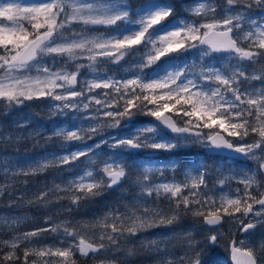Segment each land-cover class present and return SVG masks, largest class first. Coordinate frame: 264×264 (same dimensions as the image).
<instances>
[{"label": "snow or ice", "instance_id": "6c2138e0", "mask_svg": "<svg viewBox=\"0 0 264 264\" xmlns=\"http://www.w3.org/2000/svg\"><path fill=\"white\" fill-rule=\"evenodd\" d=\"M32 101L47 107L49 132L24 135L26 115L13 122L18 133L0 128V143L43 136L55 150L0 161L9 206L67 200L60 212L70 215L133 172L135 190L91 219L45 215L44 226L19 231L26 217L0 216V264H78L77 254L124 264L122 241L188 216L201 239L192 227L142 239L156 264H264V0H0V108L7 116ZM193 147L233 163L154 155ZM49 169L51 187L29 198L25 179L17 194L15 178ZM225 218L242 237L232 233L227 256ZM170 239L186 250L177 256Z\"/></svg>", "mask_w": 264, "mask_h": 264}, {"label": "rangeland", "instance_id": "374dc122", "mask_svg": "<svg viewBox=\"0 0 264 264\" xmlns=\"http://www.w3.org/2000/svg\"><path fill=\"white\" fill-rule=\"evenodd\" d=\"M180 1V0H179ZM188 2V0H187ZM185 2L184 4H186ZM183 9V6L181 7ZM74 27H79V26H74ZM26 115H30L32 117L31 124L27 127L26 131L23 133L24 135H27L28 132H40L47 134L49 130L51 129L52 121L49 119V112L47 107L45 106L44 103L40 101H32V102H26L24 106H21L19 109H13L10 111V114L5 116L3 114V109L0 108V128H4L7 132H19L20 130L15 129L14 126V121H16L18 118H22ZM60 118H52V120H57ZM141 120L144 119H149L145 117H141ZM21 122H24L21 119ZM2 146H0V161L4 160H15L18 158H24V157H30L33 159L37 158H42L45 156V154L50 153L55 150V146L51 144H47L43 138V136H36L32 139H26L22 140L19 143H1ZM192 149V155L193 157L190 158V160H206L210 157H213V160L208 162L210 165L215 163L217 166H222L225 163L228 165H232V161H223L219 160L216 158L217 156H209L207 155L203 149L198 148V147H193L189 149H180L177 150L179 151H186V150H191ZM166 156L161 155L160 153L154 154L159 162H167L169 159H174L179 161L177 157H174L172 154L166 153ZM209 161V160H208ZM182 162V161H180ZM184 164H187L188 162H182ZM243 166V165H241ZM248 167H252V162L248 161L247 162ZM58 175L56 169H49L47 172L40 174L38 176H30V177H17L15 178L16 180V188L18 189L19 192L25 191V187L22 184V181L27 179L28 180V185H27V192L29 198L31 195L37 190L43 187L45 183H48V186L51 187V181L53 177H56ZM65 177L67 178L68 173H64ZM167 177L170 179L172 177V173L168 172L166 173ZM177 178H180V173L178 172ZM135 178V173L132 174L129 180H126L122 187H124L123 192L120 189H117L114 191L115 194L121 195L123 194L124 198H129L130 193L133 192L135 189L131 186V180ZM42 180H45L42 182ZM12 181L10 180H5L3 175H0V184L3 183H11ZM233 189L236 187L235 184H233ZM227 191V189H225ZM6 194L3 196L5 197ZM2 197V198H3ZM0 198V200L2 199ZM50 199H52L50 197ZM0 203H2L0 201ZM68 201L64 200L60 204L53 203L51 204L48 208H43V207H38L34 205H26L23 201H17L15 204L12 206H9V202H6L3 204H0V216H23L26 217V221L23 225H21L19 231H25V230H31L32 224L35 223L36 221H44V216L45 215H52L53 219L55 220H63L65 218H74L75 216H79L76 211H73L70 215L66 212H60L61 206H67ZM104 210V211H101ZM101 210H93L91 212L87 213H94L95 216H101L103 215L104 212L107 210L101 209ZM59 213V214H58ZM75 219V218H74ZM32 223V224H31ZM197 223L191 216H189V219L187 222L184 221V219L178 224L171 226L169 228H153L149 230L146 233L141 234L137 238H135L133 241H129L126 244H124L127 248H134L137 249V257L136 261H131L127 259V254L126 255H121L119 256H126L125 259L122 257L121 259L124 261V264H135L137 262H140V264H156V260L158 257L152 253L149 250H146L142 244L141 241L144 237L148 238H154V237H160L161 235L164 236H171L173 233L181 232L182 230H187L188 228L192 227L193 229L198 227L199 224ZM31 224V225H30ZM191 224H194L190 226ZM199 228L194 232L198 234L196 238H202L205 233L200 232ZM218 231L222 234L220 239H228L231 241L232 240V233L236 232V225L233 223L228 222L227 218H225V223L222 227L218 229ZM260 229L257 230L255 236L253 237V243L258 246L259 240H260ZM4 238H7L5 236ZM236 238L240 239L242 238L238 232H236ZM48 242L52 241V237L48 236L47 237ZM163 246V245H162ZM167 247L170 250H173L177 256L181 255L186 249L184 247H181V241L179 239H170L167 241ZM7 249H5L6 251ZM219 251L221 254L225 253V248L224 246L220 245ZM22 255V253H20Z\"/></svg>", "mask_w": 264, "mask_h": 264}, {"label": "trees", "instance_id": "16d2710c", "mask_svg": "<svg viewBox=\"0 0 264 264\" xmlns=\"http://www.w3.org/2000/svg\"><path fill=\"white\" fill-rule=\"evenodd\" d=\"M25 2H27V0H25ZM131 2L133 4H139L141 2H143V0H131ZM177 2H180L179 0H177ZM187 2V0H183V3ZM183 6V4H182ZM181 6V7H182ZM179 8L178 9V14L179 15H186L183 11L182 8ZM102 30V29H101ZM0 146H2V144L0 143ZM192 149L191 150H186V151H179V152H176L175 154H172L174 157H177L178 159H180L179 161H182V162H189L190 161V158L193 157L192 155ZM161 155L163 156H166L167 154L166 153H160ZM209 160V161H208ZM213 160V157H210L207 159V162H210ZM134 173V172H133ZM45 180H42V182H44ZM123 189L124 187H122V189H120L122 192H123ZM118 197H121V193H119V195L115 194L114 191H109V192H106L103 196H100V197H96L93 201H86L82 204L81 208L76 211L78 213L79 216H75V220H80L82 218L84 219H91L92 217L95 216V212L94 213H87V212H91L93 210H101V209H105L107 210V207L106 205L108 204H115L117 202V198ZM52 198V197H51ZM9 196L6 194L5 197H3L0 201L2 203L0 204H3L6 203V202H9ZM101 211H104V210H101ZM189 219V216L184 218V221L187 222ZM32 224V223H31ZM30 224V225H31ZM195 224H199L198 222L195 223ZM32 228H37V227H41V226H44V221H36L35 223L32 224ZM194 224H191L190 226H192ZM200 227V225L198 226ZM194 228L193 231L195 232L197 230V228ZM198 236V234L195 233V238ZM197 240L201 239V238H196ZM229 238L228 239H220V245L224 246V248H226V245L227 243L229 242ZM122 244H123V251H121V255H126L127 254V250L130 249V248H127L124 244H126L125 242L122 241ZM133 250V255L131 256H127V259L131 260V261H136V257H137V249H134V248H131ZM223 256H227L228 253L226 252L225 250V253L222 254ZM124 258L126 256H120V259L121 258ZM76 259L78 261V264H94V261L90 258L86 259V258H83V257H80L79 254H77L76 256ZM135 264H140V262H137Z\"/></svg>", "mask_w": 264, "mask_h": 264}, {"label": "water", "instance_id": "95a60500", "mask_svg": "<svg viewBox=\"0 0 264 264\" xmlns=\"http://www.w3.org/2000/svg\"><path fill=\"white\" fill-rule=\"evenodd\" d=\"M208 154H212V155H219V154H214V153H208Z\"/></svg>", "mask_w": 264, "mask_h": 264}]
</instances>
